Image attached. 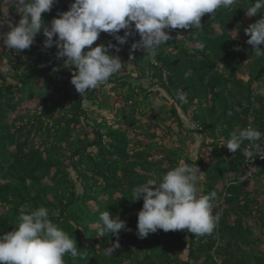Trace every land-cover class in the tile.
I'll use <instances>...</instances> for the list:
<instances>
[{
  "label": "trees",
  "instance_id": "1",
  "mask_svg": "<svg viewBox=\"0 0 264 264\" xmlns=\"http://www.w3.org/2000/svg\"><path fill=\"white\" fill-rule=\"evenodd\" d=\"M72 3L58 0L43 14L45 23L50 25ZM249 3L242 0L231 9H220L213 19V14H205L203 30H172L155 64L142 50H132L139 34L122 47L113 36L101 33L93 47L116 44L121 50L111 49L110 54L132 65L128 75L124 67L99 85H110V92L116 93L113 105L108 104L112 95L97 94L99 88L85 95L76 91L68 69L73 66L57 58L55 45L44 48L42 32L30 49H10L12 74L0 73V234L16 229L21 213L43 206L50 220L77 242L78 256H65V264H264L259 250L264 246V207L258 200L264 197V161L255 164L256 173L247 181L243 150L249 141L236 153L226 148L234 131L251 126L264 134V95L255 94L264 89V57L254 56L245 33L264 13L246 17ZM147 84L151 90L145 89ZM153 89L164 93L171 105L154 108L157 114L143 123L145 112L138 99L141 96L151 107L150 98H157ZM178 90L186 93V102L176 99ZM91 101L101 110H112L114 119L89 118L84 104ZM179 111L191 114L196 124L186 130L194 135L193 143L195 136L201 140L203 153L196 160L185 154ZM173 120L177 132L167 125ZM160 127L164 137L156 131ZM130 130L143 139L133 141ZM166 130L177 138L174 148L161 142ZM145 140L149 143L143 144ZM181 159L204 174L199 178L201 195L217 192V228L204 236L158 230L140 239L136 233L143 199L132 201L133 189L150 179L159 183ZM104 211L119 215L129 230H121L119 237L98 236Z\"/></svg>",
  "mask_w": 264,
  "mask_h": 264
},
{
  "label": "clouds",
  "instance_id": "2",
  "mask_svg": "<svg viewBox=\"0 0 264 264\" xmlns=\"http://www.w3.org/2000/svg\"><path fill=\"white\" fill-rule=\"evenodd\" d=\"M12 2L22 18L18 24L9 21L10 31L0 34L7 49L18 52L30 49L42 32L46 37L44 48L54 45L58 48L57 58H66V64L75 69L71 84L79 94L85 95L86 90L106 84L129 64L122 62L119 55L110 54L111 49L117 53L121 50L116 44L101 43L93 47L101 33L113 36L119 45L139 34L140 40L132 44V50H142L155 64L160 46L172 39V30H203L201 20L205 14H213V19L218 10L231 9L242 0H74L70 10L59 13L50 25L45 23L43 14L51 12L58 0ZM260 13H264V0H254V4L250 0L245 16L253 18ZM121 30H125L123 36L118 35ZM245 33L250 37L247 44L252 46L254 56L264 57L261 48L264 18L257 19ZM255 94L264 95V89ZM150 99L154 107L159 103L158 98ZM176 99L186 102V93L178 90ZM245 140L256 149L257 156L264 158V134L251 126L238 133L234 131L226 148L236 153ZM245 154L251 156L252 152L245 150ZM202 175L197 165L191 166L181 159L159 183L150 179L135 187L132 201L143 199L142 210L138 212L137 236L144 239L158 230L211 235L221 219L220 213H213L218 194L216 191L200 194ZM18 219L16 229L0 234V264H65V256H78L76 240L50 220L47 208L41 206L29 214L21 213ZM100 220L103 228L98 236L109 233L119 237L121 230H129L119 215L113 216L109 211H104ZM119 246L117 242L115 248Z\"/></svg>",
  "mask_w": 264,
  "mask_h": 264
},
{
  "label": "rangeland",
  "instance_id": "3",
  "mask_svg": "<svg viewBox=\"0 0 264 264\" xmlns=\"http://www.w3.org/2000/svg\"><path fill=\"white\" fill-rule=\"evenodd\" d=\"M121 46L123 47L124 45H121ZM121 60L124 63H129L127 60H125L123 58H121ZM9 69H11L10 74H12V68L10 66H9ZM125 69H126L125 70V72H126L125 74L128 75L129 72H131V70H132V65L130 63L126 64L125 65ZM133 77L136 78L134 72H133ZM144 87H145V89H149V90L152 89V88H150L148 86V84L145 85ZM97 88H99L98 91H97V94H99V93L102 94V93L105 92L108 95L109 94L112 95V98H111V100H110V102L108 104L113 105L114 103H116L117 96L115 95L116 93L115 94L113 93V91L110 92L111 91L110 90L111 89L110 85H106L104 89L101 86H98ZM97 88H95V89L97 90ZM153 90L156 91V93H157L156 97L158 98V101H159V103L155 107H154V105H152L151 107L150 106L147 107V102L143 101L141 96H139V99H138V101L142 104V108L144 109L143 111L145 112L144 117L140 118V120L143 123H148V121L151 120V118L154 117L157 114V112L155 111L154 108L158 107L159 105H164V104H167L169 106L171 105V102L168 103V102L164 101V93L158 91L157 89H153ZM119 93H120V91L118 90L117 94H119ZM99 97L101 99V102H103V98L101 96H99ZM161 98H162V100H161ZM84 106L88 110L87 114H88L89 118L96 119L98 122H101V120L104 119V118L105 119H114V118H112V115H113L112 110H108V109H102L101 110V109L98 108L97 104L93 103L92 101L89 102V103H85ZM26 107L28 108V107H31V106H29V103H28ZM179 115L183 119L184 125H185V129L183 131H181V134H180V136H182V138L186 137V141L183 144V147H185V149H184L185 154L189 155L192 159L196 160L197 155L199 153L200 154L203 153L202 147L200 148V141L201 140H200V138L198 136H195V142L193 143L194 135L191 136L190 133L188 131H186V130L195 129L196 124L190 118L191 114L184 115L181 111H179ZM110 122H111V124H114V121H110ZM167 125L170 126L171 129H173V131H175V132L178 131L176 122L174 120L171 121L170 123H168ZM163 127H160L158 130L153 128V131L156 130L157 133L160 135V137H164L163 131H162ZM165 132L167 134V137L165 136V138H163L161 142L164 145L166 144V146L168 145V147L174 148L175 146L173 145L174 143H172V142H176L177 138L171 137L170 131L166 130ZM135 134H136V131H133V130L129 131V137L131 139H133V141H136V140H140L141 141L143 139V134L139 135V136H136V137H135ZM148 143H149L148 140L143 141V144H148ZM206 153H208V152H206ZM221 154L226 155L224 150H221ZM206 156H207V154H206ZM205 160H207V158H205ZM257 180H258L257 184H259V185L263 184L262 180H260V179H257ZM199 188H200V191H201L202 188L201 187H199ZM262 190H264V187L262 188ZM258 200H259V205H263V207H264V197L261 196V197L258 198ZM96 227L97 226H94L92 228H96ZM254 230H255V232H258L260 229L259 228H255ZM259 250L262 251V253H264V246L260 245L259 246Z\"/></svg>",
  "mask_w": 264,
  "mask_h": 264
},
{
  "label": "crops",
  "instance_id": "4",
  "mask_svg": "<svg viewBox=\"0 0 264 264\" xmlns=\"http://www.w3.org/2000/svg\"><path fill=\"white\" fill-rule=\"evenodd\" d=\"M0 34H6L10 31L8 22H14L18 24L19 20L22 18V14L18 13L12 0H0ZM10 49L4 45L3 40H0V73L5 77H10L9 62L7 60L8 53ZM11 67V66H10Z\"/></svg>",
  "mask_w": 264,
  "mask_h": 264
},
{
  "label": "built area",
  "instance_id": "5",
  "mask_svg": "<svg viewBox=\"0 0 264 264\" xmlns=\"http://www.w3.org/2000/svg\"><path fill=\"white\" fill-rule=\"evenodd\" d=\"M71 75H73V72L75 71V69L73 67L68 68ZM250 143V142H249ZM245 150H249L252 152V155H246L245 154ZM258 153L256 151L255 148H251L250 145L247 146L244 150H243V157H244V166L247 169L246 171V175L244 176L245 180H250L252 175L254 173H256V169H255V164L257 162H262L264 161V158H261L260 156H257Z\"/></svg>",
  "mask_w": 264,
  "mask_h": 264
}]
</instances>
